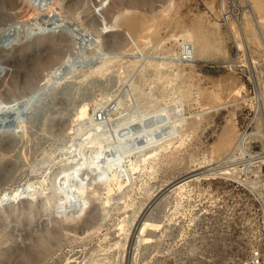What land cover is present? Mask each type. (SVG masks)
Returning a JSON list of instances; mask_svg holds the SVG:
<instances>
[{
	"label": "rangeland",
	"instance_id": "374dc122",
	"mask_svg": "<svg viewBox=\"0 0 264 264\" xmlns=\"http://www.w3.org/2000/svg\"><path fill=\"white\" fill-rule=\"evenodd\" d=\"M261 3L0 0V264H264Z\"/></svg>",
	"mask_w": 264,
	"mask_h": 264
},
{
	"label": "bare ground",
	"instance_id": "6f19581e",
	"mask_svg": "<svg viewBox=\"0 0 264 264\" xmlns=\"http://www.w3.org/2000/svg\"><path fill=\"white\" fill-rule=\"evenodd\" d=\"M31 1V0H30ZM259 1V0H258ZM264 0H260V3L261 4H263L264 2H263ZM128 2V1H127ZM254 2V1H253ZM12 3V2H11ZM31 3V2H30ZM256 4H257V2H256ZM32 5V4H31ZM35 6V5H34ZM33 6V7H34ZM12 8L11 9H13V10H21V5H19L17 2H15L14 4H12V6H11ZM11 9H9V10H11ZM33 9V8H32ZM33 11H34V13H35V11H37V10H35V9H33ZM26 12V11H25ZM25 12L23 13V14H25ZM38 12V11H37ZM27 13V12H26ZM32 14V13H31ZM17 15H18V13H17ZM19 17V16H18ZM18 17H16V18H18ZM28 17V14H26V15H23V17L22 18H27ZM15 19V18H14ZM13 20V19H12ZM8 23V22H7ZM61 45V44H60ZM60 45H58L57 47H56V50H55V53H54V55L53 56H50V58L48 59V60H46V61H50L49 63V66H48V68H49V70L50 71H47L48 73H50L56 66H58V65H61L62 64V62L65 60V57L67 56V53L63 50V48H64V46H63V48H61V46ZM39 47V46H38ZM43 60V59H42ZM43 63V62H42ZM36 64V63H35ZM47 64V63H46ZM37 66H39L38 64H36ZM35 65V66H36ZM45 65V64H44ZM47 66V65H46ZM46 66H45V68H46ZM36 68V67H35ZM37 69V68H36ZM31 70V69H30ZM33 72V71H32ZM37 72V71H36ZM35 72V73H36ZM25 77V76H24ZM46 77H49V75L48 76H46ZM28 79H31V78H27V80ZM33 79H34V77H33ZM33 79H32V81H33ZM37 79V77H35V80ZM24 80V79H23ZM34 80V81H35ZM43 80H47L48 81V79H43ZM29 81H31V80H29ZM37 81V80H36ZM11 82V81H10ZM15 82H18V81H16L15 80ZM15 82L13 83V84H15ZM35 83V82H34ZM10 85V84H9ZM31 85L32 86H35V85H33V82L31 83ZM37 85V84H36ZM14 86V85H13ZM10 87H11V85H10ZM37 87V86H36ZM31 88V87H30ZM33 89H34V87H33ZM37 89H38V87H37ZM35 90H36V88H35ZM34 90V91H35ZM36 92V91H35ZM11 93V92H10ZM30 93V92H29ZM28 94V93H27ZM26 95V94H25ZM29 95V94H28ZM28 95L26 96V97H28ZM30 95H31V93H30ZM22 97V96H21ZM10 98V97H9ZM15 98V97H14ZM19 99V98H18ZM20 100V99H19ZM14 102V101H13ZM232 165V164H231ZM187 182V181H186ZM186 182H183L182 184H176V185H174L172 188H174V189H178V188H180V187H182ZM173 190V189H172ZM171 190V191H172ZM170 191V192H171ZM147 227H154V225H152V224H149V223H144L143 224V227H140L139 226V228L137 229V232L135 233L136 234V237L135 238H137V244H136V246L135 247H138V248H140L138 245H140V243H141V241H142V237H143V234H144V232H145V229L147 228ZM135 236V235H134ZM133 240V239H132ZM131 240V241H132ZM135 240V239H134ZM133 240V241H134ZM146 241V240H145ZM133 243V242H132ZM131 242H130V244H132ZM133 245H134V243H133ZM129 246V245H128ZM134 248V247H133ZM132 247H130V249H129V252L132 254V252L133 251H135L137 248H135V249H133ZM137 252H138V250H137ZM136 252V253H137ZM127 254V253H126ZM129 255V254H128ZM127 255V256H128ZM132 256H134V255H132ZM130 260V259H129ZM137 262V261H136ZM125 264H128V263H125ZM129 264H133L131 261H129ZM135 264V263H134ZM137 264V263H136Z\"/></svg>",
	"mask_w": 264,
	"mask_h": 264
},
{
	"label": "water",
	"instance_id": "95a60500",
	"mask_svg": "<svg viewBox=\"0 0 264 264\" xmlns=\"http://www.w3.org/2000/svg\"><path fill=\"white\" fill-rule=\"evenodd\" d=\"M84 172V171H83ZM67 210H71V211H78V208H76L73 204L72 205H68ZM61 209H57L56 212L60 213Z\"/></svg>",
	"mask_w": 264,
	"mask_h": 264
},
{
	"label": "built area",
	"instance_id": "2783aa9c",
	"mask_svg": "<svg viewBox=\"0 0 264 264\" xmlns=\"http://www.w3.org/2000/svg\"><path fill=\"white\" fill-rule=\"evenodd\" d=\"M98 118H99V120H101V116H99Z\"/></svg>",
	"mask_w": 264,
	"mask_h": 264
}]
</instances>
